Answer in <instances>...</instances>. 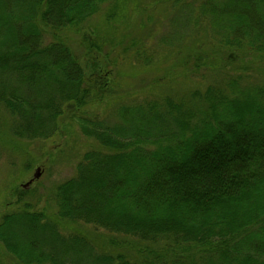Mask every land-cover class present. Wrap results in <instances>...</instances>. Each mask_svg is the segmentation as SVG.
<instances>
[{
    "label": "trees",
    "instance_id": "obj_1",
    "mask_svg": "<svg viewBox=\"0 0 264 264\" xmlns=\"http://www.w3.org/2000/svg\"><path fill=\"white\" fill-rule=\"evenodd\" d=\"M118 1L0 0V104L18 117L12 133H44L63 95L79 131L103 148L82 153L75 174L52 186L53 214L28 204L3 214L0 243L19 264H264V70L255 66L264 62V0H151L189 10L210 47L178 52L167 35L150 44L148 29L128 59L143 66L173 50L169 66L196 82L119 104L110 124L79 110L114 72L105 60L86 75L63 34L105 2L111 24ZM87 47L101 45L87 38Z\"/></svg>",
    "mask_w": 264,
    "mask_h": 264
},
{
    "label": "rangeland",
    "instance_id": "obj_2",
    "mask_svg": "<svg viewBox=\"0 0 264 264\" xmlns=\"http://www.w3.org/2000/svg\"><path fill=\"white\" fill-rule=\"evenodd\" d=\"M156 2L135 0V4H132L130 0H119L115 16L108 21L111 24L106 23L105 12L110 3L105 2L103 4L105 10L87 19L81 25L83 29L81 28L78 32L68 30L63 34L67 44L78 55L79 63L86 75L93 71L91 62L104 63L105 60L106 64L103 68L112 69L111 72H114L109 77L108 88L104 89L101 96L96 95L95 90L92 91L87 98V103L79 111L111 124L116 120L112 111L119 104L126 105L131 100L138 101L145 98L147 94L161 93V91L166 93L171 90L183 91L196 82L192 80L190 84L186 81L187 75L181 71L177 62L175 67L169 66L173 61L169 57L173 55V50H166L169 56L154 55L153 59L150 58V63L143 66L128 59L132 49L141 43L144 45L142 38L146 37L148 29L151 35L150 44H154L152 40L156 37L167 35L168 40L174 41L177 45L180 44L179 49L175 50L178 52L191 53L196 45L202 46L207 51L210 47L209 44H205L209 41L207 31L202 30V27L196 28V19L191 20L189 10L184 13L182 10H172L165 2ZM136 32H138L136 37H130ZM46 36L44 41L52 39L49 35ZM125 36H128L127 40ZM87 38L94 39L95 43L101 45L100 50L87 47ZM109 43L112 47L108 45ZM158 46H161V42ZM164 65L168 66L167 69ZM255 66L257 69L264 70V62L255 63ZM220 77L221 73L216 71L213 80L218 81ZM16 83L18 82L12 81L13 86ZM243 84L244 81L241 80L237 87L241 88L239 85ZM20 88L25 87L20 85ZM53 88L54 86H47V90ZM6 91L9 89L7 88ZM57 99L59 102L62 101L61 110L59 111L58 108V115L49 120L46 117L42 128L44 133L38 132L34 136L27 133L19 135L12 133L11 129L18 117L12 115L0 104V218L6 212L21 209L25 204H28L31 209L53 214L55 205L49 199L52 186L75 174V167L82 153L87 150L103 149L94 138L84 136L79 131L78 125L70 119L75 109L71 104L72 101L65 100L63 95L61 97L57 95ZM55 110H52V113ZM37 168L41 172L40 176L29 184L30 191L21 196L20 187L33 179ZM20 196L21 200H19ZM78 224L63 222L61 228L65 227V230L69 231L71 225L79 226L87 234L90 232L94 235L93 231L97 235L104 234L102 236L106 239L115 236L113 241L129 237L121 234L112 235L108 230L100 227L96 229L89 223ZM112 242L107 244L112 245ZM113 244L117 246L116 250L123 248L128 251L129 243L121 245L114 242ZM109 248L113 250L111 246ZM104 250L108 251L107 248ZM0 264H19L1 243Z\"/></svg>",
    "mask_w": 264,
    "mask_h": 264
},
{
    "label": "water",
    "instance_id": "obj_3",
    "mask_svg": "<svg viewBox=\"0 0 264 264\" xmlns=\"http://www.w3.org/2000/svg\"><path fill=\"white\" fill-rule=\"evenodd\" d=\"M40 171H39V169L37 168L36 169V171L34 172V174H33V179H31V180H29V182H27L26 184H24L22 187H26V188H28L29 187V184L31 183V182H33L34 180H36L39 176H40Z\"/></svg>",
    "mask_w": 264,
    "mask_h": 264
}]
</instances>
